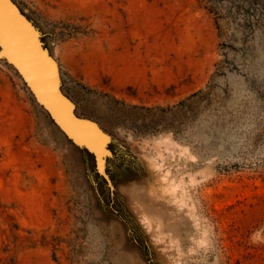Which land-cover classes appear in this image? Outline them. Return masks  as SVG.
<instances>
[{
    "label": "rangeland",
    "instance_id": "rangeland-1",
    "mask_svg": "<svg viewBox=\"0 0 264 264\" xmlns=\"http://www.w3.org/2000/svg\"><path fill=\"white\" fill-rule=\"evenodd\" d=\"M13 1L114 190L0 60V264H264V0Z\"/></svg>",
    "mask_w": 264,
    "mask_h": 264
},
{
    "label": "water",
    "instance_id": "water-1",
    "mask_svg": "<svg viewBox=\"0 0 264 264\" xmlns=\"http://www.w3.org/2000/svg\"><path fill=\"white\" fill-rule=\"evenodd\" d=\"M43 39L38 26L13 0H0V60L17 72L64 136L93 157L96 173L113 191L107 172L114 158L112 137L95 121L77 114L76 105L63 91L60 65Z\"/></svg>",
    "mask_w": 264,
    "mask_h": 264
},
{
    "label": "trees",
    "instance_id": "trees-1",
    "mask_svg": "<svg viewBox=\"0 0 264 264\" xmlns=\"http://www.w3.org/2000/svg\"><path fill=\"white\" fill-rule=\"evenodd\" d=\"M212 13H214V9L210 10ZM223 72V71H220ZM210 87H208L209 89ZM209 93L204 92L203 90L193 94L191 97H189L188 99L180 102V104H178L177 106H175L174 108H168V109H163V108H145V107H132V109L136 110V111H144L147 113H152L154 111H160L164 114H166L167 112H171L173 109L177 108L178 110H180L182 113H184L185 111H191L193 109L194 106L197 105H202L203 103L208 101V97H209Z\"/></svg>",
    "mask_w": 264,
    "mask_h": 264
}]
</instances>
